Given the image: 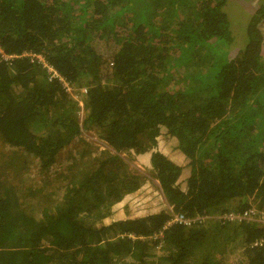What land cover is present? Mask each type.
Returning a JSON list of instances; mask_svg holds the SVG:
<instances>
[{
  "label": "trees",
  "instance_id": "obj_1",
  "mask_svg": "<svg viewBox=\"0 0 264 264\" xmlns=\"http://www.w3.org/2000/svg\"><path fill=\"white\" fill-rule=\"evenodd\" d=\"M0 140L45 181L87 158L44 195L0 178V264H264L263 225L217 218L264 213V0H0ZM124 151L203 220L119 203L145 179Z\"/></svg>",
  "mask_w": 264,
  "mask_h": 264
},
{
  "label": "rangeland",
  "instance_id": "obj_2",
  "mask_svg": "<svg viewBox=\"0 0 264 264\" xmlns=\"http://www.w3.org/2000/svg\"><path fill=\"white\" fill-rule=\"evenodd\" d=\"M237 20L238 19L235 16L231 17L232 26L234 29H237L239 26V23L237 22ZM66 89L69 91V94L72 97H74L75 100L78 99L77 103L81 107L83 101H81V98L79 97L80 95H78L76 88H73L71 86H67ZM79 113H80V111H79ZM82 113L83 112L81 110L80 116L82 115ZM81 138H82V140H85L86 143L81 144V142H80L78 144L79 150L84 149L85 147H87V149H95V152H97V151L99 152V151H102L103 149H105L104 148V141L102 140L98 130H96V129L83 130L81 132ZM3 145L4 144L0 140V178L4 182H10L11 183L12 181H16V180H14L15 178H17V174L14 170V166H15V167L19 168V170H20V172H18L19 174L22 172V174H20V176H23V179L25 181L22 183L24 185H22V186L17 185V186L20 188H26L27 185L31 184V187H32L33 183L37 179H40L41 185L44 186V188L40 192L41 195H44L47 191L51 190L50 186H52V185L56 186V185L63 182L62 177L64 175L62 173H60L59 171H61V172L66 171L67 165H70L71 162H73L74 158H76V165L80 164L82 161L83 162L87 161L86 160L87 158H85V157L81 158V157H79L77 152L75 153L74 150H76L75 149L76 147L75 148L72 147L69 149L70 154H67V153L65 154V151H62L60 153L61 154V160L59 161L60 163H58L59 164V166H58L59 171H57V173L54 174L53 178L51 176H49L47 181H45V180L41 179V178H45V176L41 175L39 170L34 169L32 160H31L32 164L28 165L26 168L23 167L21 165V161L18 162V160H20V157H18V158L15 157V159L13 160L12 155L10 153L6 152V150L4 151ZM73 146H76V145L73 144ZM67 152H68V150H67ZM121 155L127 159V160H125L127 162L126 168L127 169H136V170H139V171L145 173V179L142 182V184L139 186V188H137L139 195L138 194L133 195L134 193H131L126 198L122 199L119 203L127 204L128 208H132L131 206H135L137 199H138V201L142 200L143 201V210L145 212L142 211V213H140V214L147 213V210L150 209V208L148 209V206L151 208L154 207L153 208L154 212L160 208H163V202H162L163 200H162V198H160V196H158L157 190L155 188L154 183H156V181L154 178H151V175L148 172V166L146 164L144 157L136 156L134 153H131L128 151L122 152ZM15 156H17V155H15ZM90 157H91V155H90ZM29 160L30 159H28V161ZM55 164H57V163H55ZM76 167L78 169L79 167H82V165H79ZM142 194H143V196H142ZM26 202H27V204L31 205V200L27 196H26Z\"/></svg>",
  "mask_w": 264,
  "mask_h": 264
},
{
  "label": "built area",
  "instance_id": "obj_3",
  "mask_svg": "<svg viewBox=\"0 0 264 264\" xmlns=\"http://www.w3.org/2000/svg\"><path fill=\"white\" fill-rule=\"evenodd\" d=\"M4 57H9V56H4ZM32 59H37L38 62L43 63L45 66V62L43 59L42 55H31ZM48 72L50 73V77H56L58 76L57 73L50 67H48ZM64 85H67L66 82H63ZM67 88V87H66ZM81 91H85V89H82ZM163 200V205L165 206L166 210L169 212L170 214V219L168 221V224L170 223H178V224H183V225H191L195 222H199L203 220L202 215H197V216H189L184 214L181 211H177L174 209V207L169 204L165 198L162 199ZM250 213V215L248 217H246V213ZM255 212H253L252 210H248L245 211L244 213H238L235 211H230V212H226L224 214L218 215L217 218L222 220V219H228V220H232L233 222H239L242 220H248L250 218V220H255L256 222H259L258 224L263 225L264 226V213L261 214V216H255L253 215ZM256 214V213H255ZM264 244V237L263 238H259L256 239L254 242H252V245L257 246V245H263Z\"/></svg>",
  "mask_w": 264,
  "mask_h": 264
},
{
  "label": "clouds",
  "instance_id": "obj_4",
  "mask_svg": "<svg viewBox=\"0 0 264 264\" xmlns=\"http://www.w3.org/2000/svg\"><path fill=\"white\" fill-rule=\"evenodd\" d=\"M156 181V180H155ZM160 198H164V196H162V193L160 194ZM166 200V199H165ZM167 201V200H166ZM163 202V201H162ZM163 207L165 208V206L163 205ZM166 209V208H165ZM185 214V213H184ZM187 215V214H186ZM190 216V215H189ZM191 216H197V215H191ZM195 223H197V222H195ZM195 223H193V224H195ZM181 225H183V224H181ZM192 225V224H191ZM191 225H184V226H191ZM255 241V240H254ZM253 241V242H254Z\"/></svg>",
  "mask_w": 264,
  "mask_h": 264
}]
</instances>
